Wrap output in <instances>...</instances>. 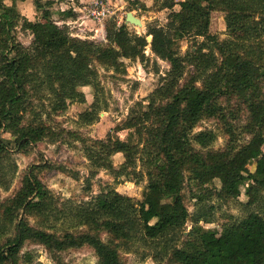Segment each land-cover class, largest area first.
Instances as JSON below:
<instances>
[{
  "label": "trees",
  "instance_id": "1",
  "mask_svg": "<svg viewBox=\"0 0 264 264\" xmlns=\"http://www.w3.org/2000/svg\"><path fill=\"white\" fill-rule=\"evenodd\" d=\"M18 1L0 0V186L5 190L10 180L3 172L4 160L54 137L35 104L41 93L51 98V111H65L70 103L85 101L80 87L101 89L97 64L116 70L123 66L122 59L144 61L147 47L169 69L146 100L136 102L115 126L116 132L127 131L125 139L108 133L105 139L86 144L78 138L91 166L86 189L101 169L114 180L138 182L145 176L143 199L135 201L108 188L78 204L59 206L35 169L65 168L31 166L15 195L0 202V264H16L26 241L50 252L87 246L99 264H122L119 248L139 240L162 243L172 264H264V0H156L160 9L170 10L164 25H149L138 35L108 18L105 43L72 36L66 26L60 27L50 10L53 0H33L40 14L35 20L21 15ZM213 11L224 14L227 39L219 41L210 34ZM69 16H76L71 9L62 14ZM17 28L31 35L29 46L19 42ZM197 37L203 40L194 50L180 54V41ZM187 67L194 71L187 73ZM100 105L96 97L81 113L82 120L95 121ZM242 106L248 113L241 126L250 136L247 142L237 146V134L229 125L225 150L203 152L194 147L207 148L216 138L211 130L193 132L203 118L225 122L227 108L234 114ZM2 133L12 138H3ZM115 153L124 158L118 169L112 163ZM251 163L253 170L248 168ZM137 164L143 170L137 171ZM185 173L202 189L218 180L217 193L225 200L237 201L244 193L246 202L238 203L246 215L223 224L220 232L200 225L213 222L214 207L189 213L179 192ZM172 179L177 180L175 193L170 191ZM194 197L198 204L203 202L200 194ZM30 215L41 217L46 228L55 227L53 217L67 223L58 234L30 225ZM188 221L192 226L185 233ZM101 233L109 239H102Z\"/></svg>",
  "mask_w": 264,
  "mask_h": 264
},
{
  "label": "rangeland",
  "instance_id": "2",
  "mask_svg": "<svg viewBox=\"0 0 264 264\" xmlns=\"http://www.w3.org/2000/svg\"><path fill=\"white\" fill-rule=\"evenodd\" d=\"M93 1V0H92ZM91 0H84L80 6V12L84 14L83 7L89 5ZM179 2L181 0H174ZM8 4L10 1H6ZM88 2V3H87ZM109 4L110 19H114L117 25L125 23V13L130 11L142 22V26L126 24L128 30L135 34H145L146 27L152 24L164 25L167 21L169 9H160L159 2L156 0H106ZM64 8H71L72 4H76L67 0L63 2ZM17 8L23 17L29 20L40 18L39 12L35 9L33 0H24L17 2ZM174 10L179 9V5H175ZM53 14V19L57 20L61 16L59 6H53L50 9ZM85 15V14H84ZM108 18L104 19L99 25L100 32L90 38L86 33L81 34L78 27L72 25L66 26L68 32L72 36L80 37L81 39H89L95 42L105 43V25ZM94 22V21H93ZM18 40L25 47L30 45L31 35L27 32H22L17 28ZM74 32V33H73ZM88 32V31H87ZM210 34L216 35L218 40L227 39L229 33L225 28L224 14L220 11H213L211 14V23L209 28ZM76 33V34H75ZM79 33V34H77ZM203 40L201 37L196 39H183L180 41V54H184L189 50H194V45ZM147 59L140 61L138 59H122L123 66L118 69L104 68L97 64L98 82L100 90L95 92V89L90 86L80 87L83 92L85 101L83 103H70L65 111H51L50 103L52 100L41 93V99L36 102L37 110L42 114L43 121L52 128L53 139L46 138L35 145L30 146L23 151H16L10 154V157L4 160V173L6 180H10V185L7 190L0 186V202H5L15 195L21 186V181L26 172L34 165H42L43 163L61 165L66 171L52 169L47 167H39L36 170L38 178L51 191L53 197L61 204H78L84 200H88L99 194L102 190L113 188L118 193L127 195L135 201L143 199V193L147 184L144 176L138 182L135 179H126L120 177L114 180L111 173L106 170H98L97 174L91 179L89 190L85 188V179L91 171L90 162L85 156L83 142L78 139H84L86 144L91 143V140L105 139L108 133L116 134L119 138L125 139L127 131H115V126L122 121L129 109L138 101L146 100V97L157 86L159 76L164 75L169 69L167 62L158 59L151 53L147 47L145 50ZM187 73L194 71L193 68L187 67ZM98 97V103L102 109L98 111V116L92 123H86L81 118V113L88 109ZM220 103L226 105L225 100H220ZM231 105L237 109L238 102L233 100ZM226 107V106H225ZM227 121H222L218 117L203 118L195 127L193 132L211 130L215 133V140L207 148L194 147L201 151H223L228 144L227 127L230 125L234 128L237 134V146H240L248 141L249 135L242 132L241 126L247 122L248 113L242 106L234 114L225 110ZM234 116V117H233ZM26 122V120H25ZM3 138H12L9 133H2ZM264 151V145L262 147ZM124 158L121 153H115L112 156V163L116 169L123 163ZM260 162L262 159L259 160ZM255 164L248 165L250 170H253ZM137 171L143 170L137 164ZM77 175V178L75 177ZM185 173V180L179 191L183 197V202L190 214H194L197 207L207 210L208 206L212 205L214 210L213 222H200L205 228L216 229L221 231V226L227 224L233 219H240L246 215L247 210L241 207L239 202H246L247 198L244 193H241L238 200H225L218 195L220 183L218 180H213L208 184L206 189L195 186L188 179ZM177 180H171V193L176 191ZM200 194L203 202L197 203L194 197ZM54 218V217H53ZM51 223L55 227H44L42 218L30 215L27 217L28 222L35 228H44L49 232L58 231L61 233L63 224L67 223L64 219H53ZM192 223L188 221L185 224V233L191 229ZM13 228L9 227L8 234H12ZM102 239L107 241L109 236L106 233H101ZM182 240V239H181ZM180 240V242H181ZM172 241H170L171 243ZM179 242V243H180ZM169 243V244H170ZM119 256L122 264H172L169 257L170 254L163 250L162 243L155 245L154 243H145L142 241L129 242L127 246L119 248ZM8 264V263H6ZM16 264H99L98 258L94 251L83 246L78 249H65L62 251H48L43 245L32 241H26L19 253V258Z\"/></svg>",
  "mask_w": 264,
  "mask_h": 264
},
{
  "label": "crops",
  "instance_id": "3",
  "mask_svg": "<svg viewBox=\"0 0 264 264\" xmlns=\"http://www.w3.org/2000/svg\"><path fill=\"white\" fill-rule=\"evenodd\" d=\"M53 1H54V3L52 4V7L53 6H57V7L59 6V9L61 12L60 18H58L57 20H54L58 25H66V26L72 25V28L74 26H76V27H78V30L81 34L86 33L88 35V37H90V38H94L99 34V32H100L99 25H96L95 22H93L87 16L82 14V12H80V6L82 5L81 3H83L84 0H75L76 4H72L73 5L72 7H75L77 9L75 11L72 10L70 7L69 8L63 7V4H64L63 2L67 1V0H53ZM69 1L72 2L73 0H69ZM52 7H51V9H52ZM69 9H71V11L74 12L76 16L75 17L69 16L67 18H63L62 14ZM52 17H53V14H52ZM77 34H79V33H77Z\"/></svg>",
  "mask_w": 264,
  "mask_h": 264
},
{
  "label": "built area",
  "instance_id": "4",
  "mask_svg": "<svg viewBox=\"0 0 264 264\" xmlns=\"http://www.w3.org/2000/svg\"><path fill=\"white\" fill-rule=\"evenodd\" d=\"M83 11L85 16L99 24L109 18L112 13L106 0H93L89 5L83 7Z\"/></svg>",
  "mask_w": 264,
  "mask_h": 264
},
{
  "label": "water",
  "instance_id": "5",
  "mask_svg": "<svg viewBox=\"0 0 264 264\" xmlns=\"http://www.w3.org/2000/svg\"><path fill=\"white\" fill-rule=\"evenodd\" d=\"M125 23L126 24H133L136 26H142V22L139 18H137L132 12L128 11L125 13ZM147 41H151V36H147Z\"/></svg>",
  "mask_w": 264,
  "mask_h": 264
}]
</instances>
